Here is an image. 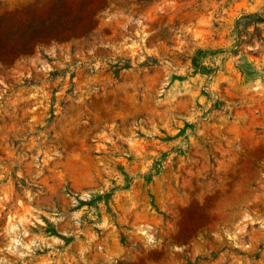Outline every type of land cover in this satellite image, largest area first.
<instances>
[{
    "label": "rangeland",
    "instance_id": "1",
    "mask_svg": "<svg viewBox=\"0 0 264 264\" xmlns=\"http://www.w3.org/2000/svg\"><path fill=\"white\" fill-rule=\"evenodd\" d=\"M248 14L264 0H0V264H264Z\"/></svg>",
    "mask_w": 264,
    "mask_h": 264
},
{
    "label": "trees",
    "instance_id": "2",
    "mask_svg": "<svg viewBox=\"0 0 264 264\" xmlns=\"http://www.w3.org/2000/svg\"><path fill=\"white\" fill-rule=\"evenodd\" d=\"M264 22V18L261 17L258 14H248V15H243L239 19L236 20L235 23V32H236V39H235V44L233 48L238 47L243 41L239 38L242 36V34H245V28L250 25V24H260ZM248 36L249 40L245 43H250L255 40H262V36L260 34V31L258 27H254V30L252 33H246ZM237 50H233V52H236Z\"/></svg>",
    "mask_w": 264,
    "mask_h": 264
}]
</instances>
